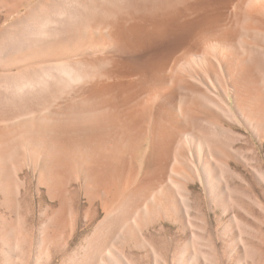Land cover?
Returning <instances> with one entry per match:
<instances>
[{
  "label": "bare ground",
  "instance_id": "obj_1",
  "mask_svg": "<svg viewBox=\"0 0 264 264\" xmlns=\"http://www.w3.org/2000/svg\"><path fill=\"white\" fill-rule=\"evenodd\" d=\"M256 139L264 0L0 3V192L18 220L23 173L49 199L33 264L54 260L50 227L80 232L73 182L88 205L81 232L95 227L62 264H139L134 249L149 264H223L198 186L227 261L264 264L251 245L254 209L264 214L248 179L264 184ZM13 225L0 238L19 250ZM156 227L184 240L172 257L149 235Z\"/></svg>",
  "mask_w": 264,
  "mask_h": 264
},
{
  "label": "rangeland",
  "instance_id": "obj_2",
  "mask_svg": "<svg viewBox=\"0 0 264 264\" xmlns=\"http://www.w3.org/2000/svg\"><path fill=\"white\" fill-rule=\"evenodd\" d=\"M4 0H0L2 3ZM257 147V158L260 160L258 163L261 168L264 167V143L259 139H256ZM261 157V158H260ZM241 171L247 175V171H244V168L240 166ZM243 169V170H242ZM264 169V168H263ZM22 177L27 183V189L23 192V198L20 203L19 217L17 219L14 208L11 206L12 203L5 201L3 195L0 192V231L8 232L11 230V227H14L13 224L18 222V239L20 240V249L13 248L10 249L9 245L4 241L3 238H0V264H7V260L9 259L12 263H17L19 258L22 256L24 260L27 261L28 264H33V260L37 258L41 253L40 242L42 240L41 229L43 225H45L48 221L47 217L44 216V210L48 205L49 199L42 198L38 199L36 196L37 191V181L35 175L32 172L26 171L22 174ZM248 179L255 190L256 194L261 198L264 203V184L260 181L256 180L255 177H249ZM252 180V181H251ZM259 183V184H258ZM82 186V187H81ZM255 187V188H254ZM263 188V189H262ZM197 189V190H196ZM27 191V192H26ZM25 193V194H24ZM27 194V195H26ZM196 199L199 204H201L202 208H204V212L208 215V220L210 222L209 230L212 233L213 237L216 239L217 250L221 257V261L223 264H234L236 262V257H233L229 262L226 259L227 253L229 252L228 245L223 240H218L217 238V219L214 217L213 213L210 211V207L208 206V201L205 193L200 189V187L195 188ZM71 199L73 200V205L76 208V211L79 212L80 222H79V230L76 235L73 237L70 235L71 231L68 227L62 226L59 229L54 227H50V232L52 234H56L60 236L59 241L56 244H48L47 249L48 252L54 256V260L52 264H62L69 256H71L79 247L82 246L83 240L87 238L95 226H92L88 229L87 233L81 232L83 229V222L81 218H83L84 213L87 209V203L85 198L84 186L81 184L76 185L74 182L71 187L70 193ZM99 206V207H98ZM99 210V215L96 218L95 225L99 223L105 217V212L102 211L100 205L95 206ZM256 209V210H255ZM254 209L255 219H251L250 223L253 226V239L252 246L253 249L259 252L264 258V214L258 209ZM210 214V215H209ZM92 228V229H91ZM154 229V230H153ZM151 228L149 231V235L156 242V244L166 252L170 250L169 255L172 257V254L176 252L177 246L182 244L184 240H180V238L176 239L175 230H167L164 232L159 231V228ZM153 230V231H152ZM153 232V233H152ZM90 233V234H89ZM71 240V241H70ZM182 241V242H181ZM68 242V243H67ZM65 244V246H64ZM70 244V245H69ZM68 245V247H67ZM64 246V247H63ZM66 248V249H65ZM166 248V249H165ZM138 249H134V255L136 256V261L139 264H149L148 258L143 257L144 253ZM137 252V254H136ZM141 253V254H140ZM142 256V259L140 258ZM253 261H247V264H253ZM257 264V261L254 263Z\"/></svg>",
  "mask_w": 264,
  "mask_h": 264
}]
</instances>
